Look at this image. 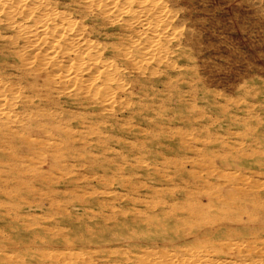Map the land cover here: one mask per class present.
I'll return each instance as SVG.
<instances>
[{"label": "rangeland", "instance_id": "obj_1", "mask_svg": "<svg viewBox=\"0 0 264 264\" xmlns=\"http://www.w3.org/2000/svg\"><path fill=\"white\" fill-rule=\"evenodd\" d=\"M159 3L186 53L177 64L189 65L161 74L171 87L135 89L113 115L64 98L6 107L13 119L0 121V148L26 173L9 176L0 164V202L9 213L24 204L29 218L0 232V264H264V235L242 226L179 227L172 238L130 228L132 210L159 213L169 189L179 199L180 186L208 172L264 168V0H0V90L24 88L19 67L55 45L73 58L86 46L140 39L139 23ZM238 153L242 163L230 161ZM217 174L210 182H221Z\"/></svg>", "mask_w": 264, "mask_h": 264}, {"label": "bare ground", "instance_id": "obj_2", "mask_svg": "<svg viewBox=\"0 0 264 264\" xmlns=\"http://www.w3.org/2000/svg\"><path fill=\"white\" fill-rule=\"evenodd\" d=\"M152 8L153 10L148 14V17L139 23L140 26L137 24L142 35L140 39L130 40L127 37V39L121 38L113 42L105 41L101 44H94L93 46L91 45V47L86 46L87 48H82L77 51L73 58H71L70 55H67V53H63L65 51L62 52L61 49L55 45L56 47L47 53H36L33 61L28 62L26 60L27 63L24 61L25 63L19 67V76L22 77L24 81L25 79L29 80L30 83H28L29 81H26L27 85L24 86V88L21 87L18 91L13 89V87H5L0 90V121H8L13 119V116L7 112L6 107L10 109L17 107L18 105L26 106L33 103L35 98L46 99V97L54 99L57 98L58 100L61 98L69 99L72 101H77L78 104L81 105H92V102H94L96 105H98V109L100 111L113 115L118 111L128 108V106L132 104L133 100H135V89L153 90L157 87V85H162L164 88L171 87L172 82L170 80H166L165 78H161V74L168 75V73L174 72L177 74V76L183 75L185 74L186 70H182L185 68L187 69L189 65L179 63V65L177 64V62H179L182 58H185L186 53L180 48L179 31L174 26L172 27L174 16L170 11L171 9L168 10L167 7L161 3H159L156 9H154V7ZM139 11L141 12V10H138V12ZM123 16L124 15H122V17ZM50 70L52 75L49 73ZM58 71L61 72L59 77L56 75L58 74ZM43 75H46V80L45 82L40 83L39 79H41ZM141 80L146 82H141ZM60 131L63 130H59V132ZM13 136H17V134ZM33 140H36V138L31 139V142ZM239 153L233 155V159L230 161L242 163V161L245 159L243 157L245 154L242 153V155H240ZM0 156V164H5L9 176H12V174H15V172L20 175L26 173L24 169L18 168V163L20 161L17 155L6 153L4 149L0 148ZM229 157H231V155H229ZM19 158L24 159V156L21 155ZM226 159L229 160L228 158ZM257 165L259 166L254 168H243L241 170L231 169L226 170V172L220 171L221 173L216 171L208 172L206 173L208 176H202L198 181H194L198 184H193L192 182L187 186H180L178 191L183 195V197L179 199L175 195L176 192H174L173 189H169L168 194L171 198V202L165 201L157 204L155 207L161 208L159 213L155 214V212H152L154 207H147L146 209L149 211L144 213L138 209L132 210L135 213V216L133 219H131V221L134 223V226H130L131 230H166V232L161 233L160 236H158L162 237L163 235L169 234V238H172L174 236H178V234L181 235L180 232L176 231L179 229V227H184L185 230L194 231L196 228H203V226L206 225H210L214 229H219L218 227L221 225L230 227L236 225L234 227L242 226L244 229H246V231H249L252 235L254 234V236L255 234L259 236L264 235V182L261 181L264 177V168H261L262 165H260V163H257ZM0 171L2 172V170ZM214 173H218L217 178L221 182H210L212 180L210 175H213ZM3 174H6V170L3 171ZM12 180L15 181V177H13ZM19 183L20 180H17L16 184ZM191 184L192 186L190 187L189 185ZM4 192H6L5 189H0V195H5ZM67 202L68 201H66V203ZM78 202L80 201H76L77 204ZM6 205L7 204L5 201L0 202V232L6 228L11 229L15 227L19 221L29 218L28 215H24L21 211V209L24 207V204L18 203V209L12 211V213L7 211L5 208ZM26 205V208L31 207L30 203ZM116 210L118 209H115L112 206L110 207L111 214H114ZM225 230H227V228ZM87 231H89L88 228ZM24 232H26V228ZM207 233H209V231ZM201 234L204 233L201 231ZM215 234L217 233L215 232ZM223 235L225 234H222V237ZM203 237L205 236L203 235ZM180 238L178 240H180ZM54 239L52 238V240ZM126 242L128 241L126 240ZM197 245H199L198 242ZM39 246L41 247V244ZM137 250L138 249H136V251ZM82 252H84V250ZM218 255H220V253ZM30 261H33V259H30ZM91 261H94V259Z\"/></svg>", "mask_w": 264, "mask_h": 264}]
</instances>
